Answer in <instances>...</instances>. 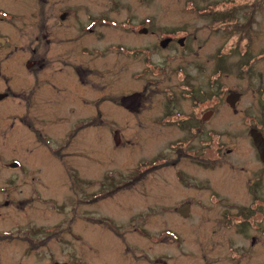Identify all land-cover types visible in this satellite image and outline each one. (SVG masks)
Wrapping results in <instances>:
<instances>
[{"label": "rangeland", "instance_id": "1", "mask_svg": "<svg viewBox=\"0 0 264 264\" xmlns=\"http://www.w3.org/2000/svg\"><path fill=\"white\" fill-rule=\"evenodd\" d=\"M126 1L133 28L140 21L147 20L150 24V20H156L161 26L196 30L197 45L202 48L197 47L194 59L195 83L202 90L211 88L208 94L199 92L196 101L208 100L211 94L212 101L206 105L209 109L216 107L212 129L218 132L214 134L219 135V139L211 135V144L207 145L209 139L204 144L199 142V135L194 137L199 148H211L212 158L216 157L217 149L220 151V145L224 146L219 152L221 161L206 160L210 169L197 163L181 166L180 180L167 168H146L157 164L165 153L174 159L185 157L179 150L166 151L169 140L175 136L165 135L162 140L160 135L158 140L156 136L159 132L163 135L159 123L169 121L166 113L159 117L165 112V106L168 111V102L172 103L171 111L184 106L181 99L173 96L165 99L162 95L156 110L150 113L154 119L141 118L147 128L135 126L138 119L128 121L124 118L126 113L117 111L105 114L117 121L116 127L110 128L113 123H99L98 137L96 128L89 129L90 132L79 131L73 136L78 123L72 122L70 117L66 135L68 153L52 156L59 158L54 170L43 169L35 160L31 169L36 179L49 183L44 187L35 186L37 195L50 201L36 199L39 204L34 203L33 198L35 205L25 210V217L18 218L19 222L32 225L34 231H26L30 236L51 233L46 238L51 256L43 251L39 255L36 253L38 256L30 262L24 252L13 253L8 247L2 249L3 256H11L15 261L22 259L29 264H48L49 260L68 264H152L155 259L167 261L166 264H264V164L256 157L249 136L252 128L264 135V0ZM119 4L116 0L115 8ZM124 16L122 12L118 18ZM237 31V36L232 34ZM181 34L184 32L178 31V35ZM116 43L133 48V56L128 57V71L112 66L122 61L120 55L104 59L78 56L83 67L99 72L91 78L101 90L117 96L125 91L147 89L148 98H144V109H147L153 103L151 98L156 99L157 89H178L176 85L179 78L182 83L183 74L176 69L182 65L173 52L153 55L149 62L165 71L144 74L145 67L152 68L148 62L141 63L145 54L136 50L149 41L118 35ZM103 51L108 52L107 49ZM94 59L103 65L98 67ZM186 59H183L187 63L185 67L193 74V66L188 65L190 60ZM235 92L241 97L232 109L225 98ZM128 126H132L129 131ZM105 130L110 140L104 138ZM113 130L124 132L119 147L112 145ZM0 149L20 161L21 156L24 157L15 141L6 145L0 139ZM199 153L203 158L193 160L203 163L206 151L202 149ZM127 174L128 188L125 184L113 186L122 185ZM24 191L30 195L29 189ZM209 196L214 198L213 202ZM195 197L203 204L190 205L189 219L178 217L174 211L185 201L194 202ZM137 216L141 220H137ZM127 218L128 229L124 225ZM14 222L5 217L0 221V230L14 228ZM53 223L55 227L40 232L45 225L54 226ZM168 226L178 234L165 233ZM4 234L0 231V237ZM4 239L0 238V242H5Z\"/></svg>", "mask_w": 264, "mask_h": 264}, {"label": "flooded vegetation", "instance_id": "2", "mask_svg": "<svg viewBox=\"0 0 264 264\" xmlns=\"http://www.w3.org/2000/svg\"><path fill=\"white\" fill-rule=\"evenodd\" d=\"M118 1L120 4L115 8L116 0H107V2L104 0H0V139L6 145L15 141L17 148L23 150L22 154L24 155V157L21 156L22 161H20L15 157L8 156L0 149V221L3 222L5 217L15 221L14 228L0 230L6 233L0 237L6 238L2 240L5 242H0V264H29L22 259L15 261L11 256L8 258L3 256L2 249L4 247H8L9 251L13 253L24 252L30 262L36 253L39 255L40 252L47 251L51 256V248L46 241L47 236L51 233L30 236L26 231L33 230L32 225L19 222L18 218L20 215L25 217V210L32 208L34 203H39L36 199L44 202L50 201V199L40 198V195H37V186H35L44 187L49 183L36 179L31 174L33 171L31 169L35 166L33 164L35 160L37 164H41L43 169L54 170L53 166L57 164L56 161L58 162L59 158L55 157L54 159L52 156H58V154L65 156L68 153L66 135H68L67 126L70 117L73 118L72 122L78 123L73 136L79 131L96 128L95 134L98 137L101 125L113 123L110 128L116 127L117 121L105 117V114H116L117 111L126 113L124 118H127L128 121L138 119L135 124L133 123L135 126L144 125V128H147L148 125L141 118L154 119L155 117H151L150 113L156 110L157 102L162 99V95L165 99L173 96L181 99L184 106L181 110L171 111L172 103L167 101L170 107L166 111L167 106H165V112L160 113L159 117L166 113L164 114L165 118L168 117L169 121L159 123L163 129V135L159 132L156 136L157 140L159 135L161 140L165 135L175 136L169 140L166 151L179 150L185 157L174 159L171 156H166L165 153L164 158H160L161 160L157 164L146 168L157 166L162 170L167 168V171H174L175 177L180 180L182 179L179 173L181 166L197 163L205 169H210L211 165L207 164L206 160L219 161L222 157V155L219 156V152L223 150L224 146L220 145V151L218 152L217 149L216 157L212 158L213 156L209 154L211 148L209 146L199 148L198 141L196 142L197 138L194 137L199 135V142L204 144L209 139L210 142H207V145L211 144V135L212 138L214 136L219 139V135L214 134L218 132L212 129L214 115L217 114L216 107L213 106L214 109H209L206 105L212 101L211 94L208 96V100L196 101L199 92L206 94L211 92V88L202 90L195 83L196 63L194 59L197 56V47L202 48L197 45L196 30L161 26L156 20H150V24H147V20L140 21L133 28L132 18H128V1ZM18 8L21 10H16ZM122 12L125 13V16L123 19H119ZM207 27L211 28L209 25ZM175 30L182 31L184 34L178 35V31ZM226 30L229 32V29L226 28ZM94 31L96 32L94 33ZM118 31L122 34H119ZM234 33L232 34L234 35ZM236 34L239 32L237 31ZM118 35L131 40L145 38L146 41H149L143 47L136 48L137 53L145 54L141 63L148 62L152 68L145 67L144 74L152 72L156 75L165 71L158 64L150 65L149 62L153 55L165 51L173 52L174 58L180 60L182 65L176 69L183 74L182 83L179 78V83L176 85L178 89L174 90L170 87L157 89L156 99L151 98L153 103L147 109H144L146 103H144V98L146 100L148 98L147 89L143 88L140 90L142 92L125 91L117 96L108 95L107 90H101L98 83L91 78L92 75H99V72L93 71L89 67H83L78 56L104 59L120 55L123 58L122 61L118 64L114 63L112 66L116 70L128 71V57L131 58L134 51L133 48L128 49L122 44H117ZM102 49H107L108 52ZM128 54L130 55L128 56ZM186 58L192 61H188V65L192 64L193 74L189 68L185 67L187 63L183 59L187 60ZM73 59L76 62L72 61ZM94 62L98 67L103 65L97 59H94ZM124 64L125 66L122 67ZM126 97H130L127 102L128 108L122 105V99ZM171 115L176 120H170ZM192 120L195 122H191ZM99 123L102 124L98 126ZM131 127L128 126V131L131 130ZM252 129L258 130L257 128ZM112 133V145L119 147L124 132L118 133L113 130ZM220 133L222 134V132ZM260 133L264 137L263 133ZM104 135L105 139L110 140L106 130ZM156 136L151 139H155ZM92 139L93 137L89 138L88 144ZM250 139L253 144L251 137ZM193 141L195 142L192 143ZM202 149L206 151L207 155L204 162L193 160L203 158L199 153ZM255 151L256 157L261 161L256 148ZM197 153L200 155L197 156ZM126 157L133 158L131 155H126ZM126 170L130 172L128 168ZM124 184L128 188V174L122 185L116 183L113 186H125ZM24 189H29L30 195L33 194L34 197H31L29 193L26 194ZM212 196L208 198L211 199V202L214 199ZM33 198H35L34 203L32 202ZM193 203L203 204L195 197L194 202L189 200L180 205L174 211L175 214L182 219H189L191 216L190 205ZM26 205L28 207L25 208ZM186 206L188 211L184 216L185 212L180 213L179 210ZM136 218L141 220L138 216ZM124 225L128 229V218ZM55 226L45 225L46 228L42 227L44 229L40 232H45ZM164 232L178 234L170 226ZM166 263L167 261L160 262L157 259L152 262V264ZM48 264L68 263L49 260Z\"/></svg>", "mask_w": 264, "mask_h": 264}, {"label": "water", "instance_id": "3", "mask_svg": "<svg viewBox=\"0 0 264 264\" xmlns=\"http://www.w3.org/2000/svg\"><path fill=\"white\" fill-rule=\"evenodd\" d=\"M240 94L239 93H230L227 97H226V103L231 107V108H235L237 102L240 99ZM130 99V97H126L122 99V105L126 108H128V100ZM249 135L252 138L253 144L255 146V148L257 149L259 155H260V159L262 161V163H264V137L262 136V134L256 130V129H251L249 131ZM180 213L183 211L185 212L183 215L186 216L187 211H188V207H184L181 208Z\"/></svg>", "mask_w": 264, "mask_h": 264}, {"label": "trees", "instance_id": "4", "mask_svg": "<svg viewBox=\"0 0 264 264\" xmlns=\"http://www.w3.org/2000/svg\"><path fill=\"white\" fill-rule=\"evenodd\" d=\"M251 5H254V4H253V3H251ZM253 7H255V6H253ZM230 28H231V27H230ZM234 35H236V36H237V34H234ZM236 36H235V37H236Z\"/></svg>", "mask_w": 264, "mask_h": 264}]
</instances>
